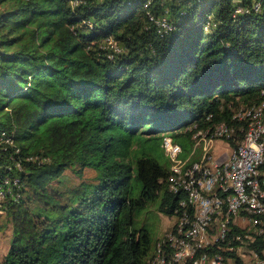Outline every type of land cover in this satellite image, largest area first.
Returning <instances> with one entry per match:
<instances>
[{
  "label": "trees",
  "instance_id": "1",
  "mask_svg": "<svg viewBox=\"0 0 264 264\" xmlns=\"http://www.w3.org/2000/svg\"><path fill=\"white\" fill-rule=\"evenodd\" d=\"M263 90L264 0H0V264H149L140 215L179 204L163 138L185 158ZM252 236L230 223L223 263L264 260Z\"/></svg>",
  "mask_w": 264,
  "mask_h": 264
},
{
  "label": "bare ground",
  "instance_id": "2",
  "mask_svg": "<svg viewBox=\"0 0 264 264\" xmlns=\"http://www.w3.org/2000/svg\"><path fill=\"white\" fill-rule=\"evenodd\" d=\"M210 118L211 116H208L206 120L208 121ZM232 119L237 124L222 122L210 127L211 129H199L193 136L192 144L194 145V140H198L197 146H194L193 149L191 148L185 158L181 156L182 150L180 146L174 143V151H176L178 156L176 161L172 159V151L166 150L165 139H171V137L166 136L163 138L164 150L171 164V174L168 179L169 189L173 193L178 192L181 184V188L188 190L184 192L186 197L183 202L178 204L176 214H174V225L166 233L165 237L160 238L161 241L158 240L156 244L152 260L156 258L158 260L154 264H188L189 261H191V264H196L193 263V260H198L199 258L200 263L210 261V254L202 251L206 247V242L202 241L205 239V228L201 226V221L203 220L201 202L197 194H195V189H193L196 173L202 172L203 176L211 179L207 189H202V196L217 194L218 197H221L220 215L222 216V224H228L227 232L229 224L234 223L233 220L242 213V210H246L247 205H252V197H256V188L248 189L249 197H247L246 193H238L237 205H233V193L226 192L231 190L233 184L238 183V167L235 166L239 162H244V149H239L243 140L245 139V149H252L254 132L256 131V133H260V144H264V100L256 106L238 109ZM193 127H197V122H195ZM218 131L220 132L217 142L212 144V141L218 135ZM218 142H224L227 147L223 148V151L219 149L215 152V144ZM222 153L229 155L227 163L219 164L217 170H215L213 156H221ZM228 168H231L230 175H228ZM244 175H251V168H244ZM255 183H260L261 193L258 196V206H263L264 209V178L260 169H255ZM1 195L2 192L0 191ZM256 215L263 216L264 219V212H259ZM255 224H260V228L256 227ZM184 226L186 230L193 232V241H197L196 251H192L191 255H184V258H177L178 246L176 241H171V236L173 239L186 240V232L182 231ZM254 226L259 228V230L253 233L264 236V222L255 218ZM211 228H213V237H220L221 228L218 225V216H211ZM236 239H240V236H237ZM252 254L255 263H264L263 258L257 252L252 251ZM220 263L224 264L221 255Z\"/></svg>",
  "mask_w": 264,
  "mask_h": 264
},
{
  "label": "built area",
  "instance_id": "3",
  "mask_svg": "<svg viewBox=\"0 0 264 264\" xmlns=\"http://www.w3.org/2000/svg\"><path fill=\"white\" fill-rule=\"evenodd\" d=\"M216 137L212 141V144L217 142ZM246 138V136H245ZM198 140H194V146H197ZM166 150L172 151V159L175 161L178 160L176 151H174L173 139H165ZM239 149H244V162H239L235 167H238V183L233 184L231 190H228L226 193H233V205H237L238 193H246L248 196L249 188H256V197H252V205H247L246 210H242V213L239 214V218L236 221H242V227H245V240L251 241L252 232L254 228V216L259 212H264L263 206H258V196L260 195V183H255V169H260V166L264 162V144H260V133L254 132V144L252 149H245V139ZM229 155L213 156V166L217 170L219 164L227 163ZM244 168H251V175H244ZM231 173V168H228V175ZM211 183L209 177L203 176L201 173H196L195 181L193 184V189H195V194L199 201L201 202V212H203V220L201 221V226L205 228V239L202 241L206 242L205 252H210V261L207 263H200V258L198 260H193V263L196 264H221L220 263V254L217 252L218 241H225L227 238V225L222 224V216L220 215V202L221 197H218L217 194H209V196H202V189H207V186ZM188 189L181 188L179 186L176 196L178 197V202H183V192ZM2 195L0 196V198ZM178 203L174 209L176 208ZM211 216H218V225L221 228L220 237H213V228H211ZM186 232V240L173 239L171 236V241H176L178 246V257L184 258V255H191L192 251H196V242L193 241V232L191 230H186L185 226L183 228ZM264 231V227H263ZM217 249V250H216ZM250 256L253 257L252 249L248 250ZM158 258L151 260L150 264H154Z\"/></svg>",
  "mask_w": 264,
  "mask_h": 264
},
{
  "label": "rangeland",
  "instance_id": "4",
  "mask_svg": "<svg viewBox=\"0 0 264 264\" xmlns=\"http://www.w3.org/2000/svg\"><path fill=\"white\" fill-rule=\"evenodd\" d=\"M242 106L244 105L240 104L238 107H242ZM186 125L182 126L181 129L191 128L195 125V122H192L191 120H189V122ZM215 146H216L215 152H217V150L219 149L223 151L224 150L223 148L227 147L224 142L222 143L218 142L215 144ZM170 168H171V164H170ZM94 174L95 172L92 170H85L83 173V177L81 179H78L74 176V174H72L71 172L69 173V171H66L65 176L68 177V184L74 186V185H77L82 180H88L89 178H92ZM238 218L239 216L233 220L234 224L236 226H239L242 230L245 231V227H242V221H236ZM140 219H141V223L144 224L145 227L150 232H152V235L154 236V238L159 239V240L160 238L162 239L165 237L166 233L170 231L171 227L175 223L174 216L169 217L163 214H157V213H152V212L149 213V212H146V210H144L143 213H141ZM4 220H5V217L0 218V224L2 225V228L0 230V262L2 260V257L6 253V250L9 248V241H10V236H11V224L1 223V222H4ZM256 227L254 226L253 232L258 231L260 228V227L259 228H256ZM253 232L252 234H254ZM247 245H248L247 243L239 245L237 249L235 250V255L238 259H240L241 264H250L251 261L254 262V258L250 256L248 252L249 247ZM152 258H153V255H152ZM151 260L149 261V264ZM226 262L227 264H236L235 259H228Z\"/></svg>",
  "mask_w": 264,
  "mask_h": 264
}]
</instances>
